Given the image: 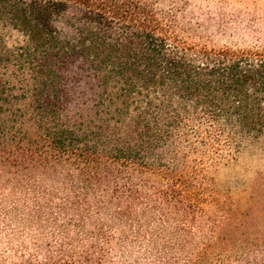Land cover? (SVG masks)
Returning <instances> with one entry per match:
<instances>
[{"label":"trees","instance_id":"obj_1","mask_svg":"<svg viewBox=\"0 0 264 264\" xmlns=\"http://www.w3.org/2000/svg\"><path fill=\"white\" fill-rule=\"evenodd\" d=\"M261 145L264 48L179 45L142 1L0 0L5 164L70 158L98 181L123 165L161 176L158 199L190 216L211 167Z\"/></svg>","mask_w":264,"mask_h":264},{"label":"rangeland","instance_id":"obj_2","mask_svg":"<svg viewBox=\"0 0 264 264\" xmlns=\"http://www.w3.org/2000/svg\"><path fill=\"white\" fill-rule=\"evenodd\" d=\"M136 1L153 7L166 36L179 45L264 48V0ZM74 88L86 91L83 83ZM24 167L0 160V264H261L264 259V145L211 167L209 194L190 216L158 199L164 180L151 173L114 164L98 181L70 158Z\"/></svg>","mask_w":264,"mask_h":264}]
</instances>
